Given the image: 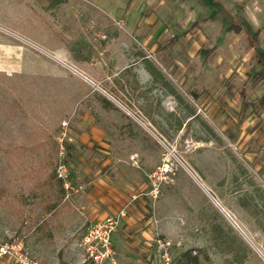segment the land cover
Instances as JSON below:
<instances>
[{
	"label": "rangeland",
	"instance_id": "obj_1",
	"mask_svg": "<svg viewBox=\"0 0 264 264\" xmlns=\"http://www.w3.org/2000/svg\"><path fill=\"white\" fill-rule=\"evenodd\" d=\"M258 57L264 0H0V245L84 264L80 239L99 220L84 192L107 176L155 223L151 239L115 247L117 264H167L165 252L178 264L186 251L196 264H264ZM93 127L105 138L89 145Z\"/></svg>",
	"mask_w": 264,
	"mask_h": 264
},
{
	"label": "crops",
	"instance_id": "obj_2",
	"mask_svg": "<svg viewBox=\"0 0 264 264\" xmlns=\"http://www.w3.org/2000/svg\"><path fill=\"white\" fill-rule=\"evenodd\" d=\"M207 1L212 2V1H216V0H207ZM218 13H219V11L217 12V15H218ZM237 25H239V24H237ZM242 30H243V28H242ZM232 31H234V30H232ZM241 31H239L237 33H240ZM210 51H212V50H210ZM110 107H111V105H110ZM112 107H115L116 109H118L116 106H112ZM141 123L144 124L142 121H141ZM99 128L100 127H93V133H92L91 137H92V139H94V141H90L91 140L90 137L89 138L88 137H84V138L82 137V141L86 140L88 142V144L91 145V144H95L96 141H99V140H102V138H105L104 136H100ZM100 144H102V143H100ZM109 152L110 151L108 150V147H107V153H109ZM112 158L113 157L109 156V158H107V162H111ZM118 160H120V159H118ZM106 178H108V177L106 176ZM106 178L103 176L97 177V179L94 181L95 186L93 187V189L89 193L84 192L87 196H89V198H88L89 201L87 202V205L85 208L86 219L87 220L105 219L109 216L116 215L121 211V209L125 206L126 203H129L131 205L129 206L128 215H127V217L122 219L121 225L119 226V228L117 229V231L113 235L114 247H117L119 250L123 240L126 237H128V236L132 237L133 235L137 234L138 232L140 234H142L143 237L151 239L153 231L155 229V227H154L155 223L153 221L154 218L153 219H144L143 218L144 217L143 213H144V209H145L144 205L146 204V202L143 201L144 199H142L140 197L138 200L133 201V198L135 197L133 194L131 196H129L127 190L125 188H123V186L122 187L117 186L114 183L111 184V181L110 180L108 181ZM245 198L247 200L245 201L246 203H242V205H241L242 207H245L250 202L255 203L256 196L254 194H250L249 192H247ZM215 202L217 203L218 206H221V209L225 212V214L229 217V219L234 223V225L237 226L242 233H244V234H246V236H248L249 232L246 231L245 228L242 226V224H244V223L241 224L237 219L234 218L235 214L233 213V211H231L229 209L227 204L224 203V199L222 197L218 196V198L215 199ZM242 202H244V200H242ZM249 231H251L250 228H249ZM251 232L256 233L254 230ZM248 239H249V236H248ZM252 239H254V241H255V238H252ZM249 240H251V239H249ZM137 242H138V240H135L133 242V244H135ZM257 242H258V240H256V243ZM81 251H82V249H81ZM119 255L122 256L123 253L121 254V252H119Z\"/></svg>",
	"mask_w": 264,
	"mask_h": 264
},
{
	"label": "built area",
	"instance_id": "obj_3",
	"mask_svg": "<svg viewBox=\"0 0 264 264\" xmlns=\"http://www.w3.org/2000/svg\"><path fill=\"white\" fill-rule=\"evenodd\" d=\"M56 174L67 189L71 187L70 172L66 164H59ZM127 215L128 208L125 207L116 215L97 220L85 230L79 242L84 264H117L113 235L120 221ZM160 245L164 247L165 244ZM3 257L11 258L14 264H39L24 251L23 244L17 241L0 245V259ZM165 259L169 264L170 257L167 252Z\"/></svg>",
	"mask_w": 264,
	"mask_h": 264
},
{
	"label": "trees",
	"instance_id": "obj_4",
	"mask_svg": "<svg viewBox=\"0 0 264 264\" xmlns=\"http://www.w3.org/2000/svg\"><path fill=\"white\" fill-rule=\"evenodd\" d=\"M230 30H234L236 32H239L242 30V26L233 24L229 27ZM203 52L208 55L210 53V50H203ZM257 62L260 65V69L257 71V78L264 79V62L261 60V58H257ZM259 106L264 107V96L259 100ZM250 104L246 103L244 108H248ZM62 182V181H61ZM194 264L197 263V256L193 254L191 251H186L183 254H181L178 264Z\"/></svg>",
	"mask_w": 264,
	"mask_h": 264
}]
</instances>
